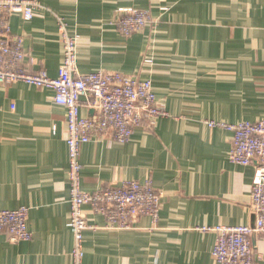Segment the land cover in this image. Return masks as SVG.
<instances>
[{
    "label": "crops",
    "instance_id": "obj_1",
    "mask_svg": "<svg viewBox=\"0 0 264 264\" xmlns=\"http://www.w3.org/2000/svg\"><path fill=\"white\" fill-rule=\"evenodd\" d=\"M37 1L79 37L80 74L150 80L170 115L144 121L126 144L109 132L83 146L84 192L151 180L163 195L157 224L141 217L130 230L107 228L85 207L93 229L85 232L84 264H217V235L199 229L254 225L257 165L232 164L233 135L206 122L264 119V0ZM125 8L150 11L155 22L125 37L115 24ZM53 13L9 23L24 39L29 72L57 78L63 47ZM54 96L25 83L0 89V211L28 207L33 233L21 243L0 233V264H73L67 111ZM254 244L255 264H264V237L255 234Z\"/></svg>",
    "mask_w": 264,
    "mask_h": 264
},
{
    "label": "built area",
    "instance_id": "obj_2",
    "mask_svg": "<svg viewBox=\"0 0 264 264\" xmlns=\"http://www.w3.org/2000/svg\"><path fill=\"white\" fill-rule=\"evenodd\" d=\"M40 12L53 13L37 0H0V89L16 83L49 89L55 93V103L67 111L69 228L74 239L71 259L73 264H84L85 232L93 229L88 223L85 207L104 217L107 228L130 230L141 217H149L154 225L157 224L163 195L151 180L144 183L125 181L120 186L96 193L84 192L83 146L109 132L115 141L126 144L144 121L154 124L170 115L159 105L150 80L105 71L80 74L77 71L79 37L70 33L66 20L56 13L53 14L63 47L59 76L51 78L45 70L30 73L26 66L24 39L12 34L9 21L15 15L32 21ZM154 22L150 11L136 8L118 10L115 19L119 32L125 37L139 33ZM83 107L96 110V115L83 117ZM206 124L211 129H222L233 135L229 153L232 164L257 165L251 190V210L256 223L255 228L219 225L199 230L217 235L212 251L217 264H255L252 236L258 233L264 237V119L238 124L207 121ZM29 215L28 207L0 211V233H6L14 243L31 241Z\"/></svg>",
    "mask_w": 264,
    "mask_h": 264
},
{
    "label": "water",
    "instance_id": "obj_3",
    "mask_svg": "<svg viewBox=\"0 0 264 264\" xmlns=\"http://www.w3.org/2000/svg\"><path fill=\"white\" fill-rule=\"evenodd\" d=\"M91 111H93V113H97L96 110H91ZM93 116H95V114H94ZM93 116H91V117H93ZM255 223H256V222H255ZM255 223H254V225L252 226L253 228H255ZM254 237H255V233H254L253 236H252V239H253V250L255 251Z\"/></svg>",
    "mask_w": 264,
    "mask_h": 264
}]
</instances>
